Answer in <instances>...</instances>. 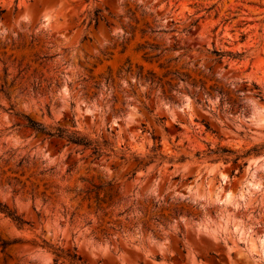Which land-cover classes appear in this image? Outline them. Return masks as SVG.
Returning <instances> with one entry per match:
<instances>
[{
	"label": "rangeland",
	"instance_id": "obj_1",
	"mask_svg": "<svg viewBox=\"0 0 264 264\" xmlns=\"http://www.w3.org/2000/svg\"><path fill=\"white\" fill-rule=\"evenodd\" d=\"M0 204V264H264V0H0Z\"/></svg>",
	"mask_w": 264,
	"mask_h": 264
},
{
	"label": "trees",
	"instance_id": "obj_2",
	"mask_svg": "<svg viewBox=\"0 0 264 264\" xmlns=\"http://www.w3.org/2000/svg\"><path fill=\"white\" fill-rule=\"evenodd\" d=\"M141 75V73H139ZM152 74H149V79L152 78ZM182 77H187V75H182ZM28 126L31 127L33 129V131H35L36 133H41L47 137H57V138H62L64 140H66L69 144H73V145H77V146H82L85 149L91 150L92 154L96 155L100 152L101 147L99 146V144L94 143L90 140H88L87 138L80 136L79 134H77L76 132L71 133V134H67L64 136L63 132L61 130H57V132H53L47 128H45L44 126H42L41 124H38L36 122H33L32 120L28 119ZM222 152H229L226 149H222ZM238 159V158H237ZM99 189V187H98ZM97 198H99L97 196ZM105 203V201H103ZM0 210L5 213L8 217H10L12 219V221L16 224V226H18L19 228L22 227L24 224H26V222L18 215H16L15 213L10 212L7 207L5 205L0 204ZM6 243L3 242L2 246L5 247ZM74 260L76 259V256L74 255L72 257Z\"/></svg>",
	"mask_w": 264,
	"mask_h": 264
}]
</instances>
